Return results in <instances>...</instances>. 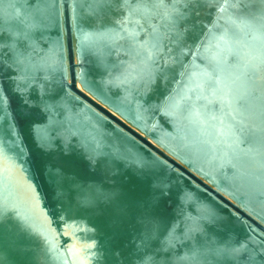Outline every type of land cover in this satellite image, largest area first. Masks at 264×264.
I'll list each match as a JSON object with an SVG mask.
<instances>
[{"label": "water", "instance_id": "obj_1", "mask_svg": "<svg viewBox=\"0 0 264 264\" xmlns=\"http://www.w3.org/2000/svg\"><path fill=\"white\" fill-rule=\"evenodd\" d=\"M40 7L50 13L43 26L11 55L6 41L0 66V139L8 157L0 264H182L194 249L207 254L206 264L264 257L259 163L213 151L214 135L162 107L184 88L185 68L208 66L201 45L215 30L218 5L175 3L183 14L172 31L161 17L141 20L143 27L128 25L134 41L120 37L126 6L106 7L100 17L90 0ZM0 8L36 11L28 0ZM153 26L161 34L160 71L130 87L123 78L134 63L133 43H155ZM88 32L96 43L82 47L79 37ZM217 249L235 260L217 257Z\"/></svg>", "mask_w": 264, "mask_h": 264}, {"label": "snow or ice", "instance_id": "obj_2", "mask_svg": "<svg viewBox=\"0 0 264 264\" xmlns=\"http://www.w3.org/2000/svg\"><path fill=\"white\" fill-rule=\"evenodd\" d=\"M45 2L28 0L30 5L36 6L32 15H21L19 11L6 13L0 8V66L4 63L6 41L9 42L11 55L43 26L50 14L48 9L40 7ZM3 3L5 0H0V5ZM90 3L98 6L93 13L96 17L102 16L106 7L114 4L126 6L124 18L119 22L122 30L120 37L133 41L136 29H130L128 25L143 27L141 20L161 17L167 21L165 27L172 31L175 17L183 14L181 9L174 7L175 3L186 6L218 5L215 30L209 29L211 39L206 46L203 42L201 45L208 57V66L201 69L193 64L190 69L185 68L182 73L187 77L184 88L170 96L162 107L178 119H187L199 129L201 135H214L217 143L212 146L213 151L222 148L226 155L236 158L243 155L257 161L264 174V0H90ZM151 35L155 43L145 41L139 46L133 43L134 63L125 70L123 78V82L130 87L151 82L160 71L156 68L161 38L159 26H153ZM103 36L105 39L112 38L109 33ZM79 40L82 47H91L96 43V34L82 33ZM16 60L18 64H23V53ZM164 63L167 65L171 61L165 60ZM2 105L3 99L0 98V107ZM7 159L0 139V185L6 171L2 165ZM145 224L150 230L151 221ZM261 243L264 245V242ZM93 247L94 244L88 246L89 252ZM206 255L194 249L190 255L181 258L182 264H206L203 259ZM215 255L235 260V254H230L226 249H217ZM150 260L145 264H150ZM250 264H264V257L259 261L251 257Z\"/></svg>", "mask_w": 264, "mask_h": 264}]
</instances>
